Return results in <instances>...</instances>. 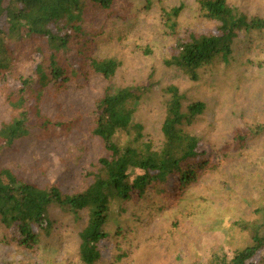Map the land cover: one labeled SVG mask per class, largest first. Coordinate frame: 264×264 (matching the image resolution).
I'll return each mask as SVG.
<instances>
[{
  "label": "rangeland",
  "instance_id": "1",
  "mask_svg": "<svg viewBox=\"0 0 264 264\" xmlns=\"http://www.w3.org/2000/svg\"><path fill=\"white\" fill-rule=\"evenodd\" d=\"M226 1L248 19L264 20V0ZM178 7L182 10L171 31L164 12ZM114 8L116 14L107 21L105 13L93 18L102 32L94 54L117 60L114 77L107 81L91 74L64 88L43 89L39 102L34 96L27 107L34 116L39 107L49 126L44 130L33 124L29 136L4 148L0 170L10 168L40 187L58 185L65 194L82 191L103 151L89 125L107 87L132 88L137 98L129 106L143 126V141L159 148L168 98L164 90L175 85L184 109L194 102L205 104L203 114L185 130L199 138L210 165L178 199L152 188L129 202L125 213H116L107 226L110 237L102 243L100 264H209L231 256L251 244L253 230L264 222V29L241 32L228 60L215 58L193 81L166 61L185 31L202 34L217 27L202 15L198 0H116ZM40 44L27 37L6 43L14 61L0 73V128L17 114L9 100L21 78L33 76ZM67 126L72 128L68 134ZM87 220V211L77 221L61 217L63 223L33 249L8 243L11 234L0 226V264H81L79 233Z\"/></svg>",
  "mask_w": 264,
  "mask_h": 264
},
{
  "label": "trees",
  "instance_id": "2",
  "mask_svg": "<svg viewBox=\"0 0 264 264\" xmlns=\"http://www.w3.org/2000/svg\"><path fill=\"white\" fill-rule=\"evenodd\" d=\"M115 3L116 0H0V73L12 68L14 61L13 49L6 43L27 37L38 39L42 46L33 76L21 78L18 91L9 100L17 114L0 128V152L29 136L33 124L47 129L49 124L41 118L38 105L35 104L36 116L27 107L34 96V101L39 102L43 89L64 88L74 79L88 80L91 74L107 81L114 77L117 60L100 59L94 54L102 32L96 29L93 18L101 13L106 14L105 21L112 18L117 12ZM198 3L202 15L217 22V27L202 34L185 31L166 61L193 81L199 79L198 70L205 64L218 57L228 60L241 32L264 29L263 19H248L226 0ZM181 10L178 7L164 12L171 31L177 27ZM164 93L168 96L161 126L164 140L155 148L143 141V126L134 120L135 110L129 102L137 95L132 88L107 87L89 125L103 151L97 170L91 172L92 179L82 191L65 194L58 185L40 187L10 168H2L0 226L11 234L6 241L33 249L42 238L52 235L61 217L77 221L79 214L87 211V223L79 233V260L81 264H100L102 243L110 237L107 226L116 213H125L127 204L144 197L149 189H156L165 198L178 199L186 186L198 181L199 172L206 170L210 161L200 151L199 138L188 133L185 126L203 114L205 104L194 102L184 109L183 96L175 85L168 86ZM71 129L67 126L64 130L68 134ZM263 250L264 222L253 230L249 246L236 248L231 256L224 254L209 264H264Z\"/></svg>",
  "mask_w": 264,
  "mask_h": 264
}]
</instances>
